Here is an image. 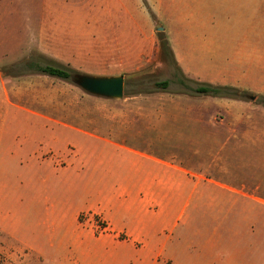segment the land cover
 <instances>
[{
	"label": "rangeland",
	"instance_id": "rangeland-1",
	"mask_svg": "<svg viewBox=\"0 0 264 264\" xmlns=\"http://www.w3.org/2000/svg\"><path fill=\"white\" fill-rule=\"evenodd\" d=\"M162 38L188 69L180 66L182 77L162 58ZM34 63L125 75L127 90L122 100L98 98L72 79L25 68ZM166 80H174L168 90L154 87ZM182 82L239 96L201 95ZM262 98L264 0H0V264H51L30 246L84 205L76 181L89 176H77L70 159L96 140L192 172L161 238L135 244L157 251L167 240L166 256L148 264H264ZM53 170L72 176H46ZM95 217L77 220H97V230L87 227L96 235L112 232Z\"/></svg>",
	"mask_w": 264,
	"mask_h": 264
},
{
	"label": "crops",
	"instance_id": "crops-1",
	"mask_svg": "<svg viewBox=\"0 0 264 264\" xmlns=\"http://www.w3.org/2000/svg\"><path fill=\"white\" fill-rule=\"evenodd\" d=\"M175 57L179 67L187 69L177 53ZM96 141L100 142V146L91 147L80 143L79 156L70 159L80 167L77 176H89L80 183L76 181L77 187L84 191V205L78 209L70 224L52 223L53 226L46 232L49 236L38 245L32 244L31 249L38 258L47 259L51 264L56 260L62 264H92L93 261V264H114L120 258L123 264H135L136 261L148 264L151 260L163 258L167 240L157 251L137 249L135 244L142 241L150 245L154 244L152 240L161 238L167 216L172 212L179 193L184 186L191 185L189 176L192 172L126 143ZM46 176L72 175L53 170ZM68 189L72 190L71 187ZM80 212H92L96 219L104 222L102 232L108 229L112 232L96 235L87 227L96 228L97 220L90 223L91 218L79 223L77 219ZM152 219L155 222L151 235L146 233V229L148 224L152 226ZM179 220L171 224L172 229ZM136 226L139 229L142 227L138 235H131L125 240L117 238L118 233H130Z\"/></svg>",
	"mask_w": 264,
	"mask_h": 264
},
{
	"label": "trees",
	"instance_id": "trees-1",
	"mask_svg": "<svg viewBox=\"0 0 264 264\" xmlns=\"http://www.w3.org/2000/svg\"><path fill=\"white\" fill-rule=\"evenodd\" d=\"M160 53L162 58L166 59L172 65L173 70L175 71L174 79H177L179 76H183V72L179 67L174 53L168 43V41L164 38L161 39L160 43ZM26 69H30L36 73L45 74L50 77L58 78L61 80H70L74 75L77 74L76 71L69 67L65 66H55V65H44L40 63H34L31 66L25 67ZM174 80H166L163 82H155L154 87L160 90H168ZM182 86L186 87L188 90L193 91L197 94L213 96L218 98H237L239 96L238 90L230 87H221V86H213L210 84H197V87H193L187 85L185 83H181ZM127 90V83H125V91ZM260 104L264 107V98L260 100Z\"/></svg>",
	"mask_w": 264,
	"mask_h": 264
},
{
	"label": "water",
	"instance_id": "water-1",
	"mask_svg": "<svg viewBox=\"0 0 264 264\" xmlns=\"http://www.w3.org/2000/svg\"><path fill=\"white\" fill-rule=\"evenodd\" d=\"M163 31V29H159ZM76 86L87 94L109 100H122L125 95L126 76L100 77L76 74L72 77ZM252 100H255L253 97Z\"/></svg>",
	"mask_w": 264,
	"mask_h": 264
}]
</instances>
